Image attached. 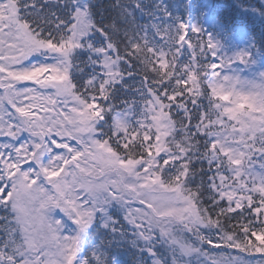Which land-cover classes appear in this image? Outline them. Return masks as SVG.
<instances>
[{"label": "snow or ice", "instance_id": "snow-or-ice-1", "mask_svg": "<svg viewBox=\"0 0 264 264\" xmlns=\"http://www.w3.org/2000/svg\"><path fill=\"white\" fill-rule=\"evenodd\" d=\"M203 32L168 0H0V264H264V72Z\"/></svg>", "mask_w": 264, "mask_h": 264}, {"label": "trees", "instance_id": "trees-1", "mask_svg": "<svg viewBox=\"0 0 264 264\" xmlns=\"http://www.w3.org/2000/svg\"><path fill=\"white\" fill-rule=\"evenodd\" d=\"M102 2L107 4L109 0H102ZM168 2L175 15L183 18L185 22L199 25L205 33L216 37L220 42L224 40L223 35L227 29L233 28L234 25L245 27L249 31V36L251 34L255 36L252 47L264 52V9H262L264 0H168ZM203 6L205 8L200 13H196L197 9ZM257 9H261L258 15L255 14ZM247 11L252 15L246 14ZM217 24L224 27L221 32L215 29L214 26H218ZM185 35L187 37L191 33L186 31ZM201 38L203 39L202 36ZM194 40L193 36L192 42ZM208 60L211 62L214 58H210L209 55ZM205 104H207L206 101ZM256 255L259 256V254ZM127 259L131 264V255Z\"/></svg>", "mask_w": 264, "mask_h": 264}, {"label": "rangeland", "instance_id": "rangeland-1", "mask_svg": "<svg viewBox=\"0 0 264 264\" xmlns=\"http://www.w3.org/2000/svg\"><path fill=\"white\" fill-rule=\"evenodd\" d=\"M205 8V6H203V7H200L199 9H197V12L196 13H200V11L202 10V9H204ZM246 14H248V15H252L249 11H247L246 12ZM255 14L256 15H258V11H256L255 12ZM218 26H214V27H216L215 29H217V30H219L220 32L223 30V28L224 27H222L221 25H219V24H217ZM240 27V26H239ZM263 30V29H262ZM243 31H248L245 27H244V30ZM249 32V31H248ZM250 34H251V32H250ZM207 33H203V34H201V36L203 37V39L205 40V41H207ZM245 35V34H244ZM214 38V40H216V41H218V43H219V52H220V54L222 55V56H227V57H233L235 54H237V53H239V52H244V51H246V52H249L250 51V49H251V47H252V45H253V42L255 41V36L253 35V34H251V36H247V38H246V40H245V43H243V44H241V45H239L237 48H235L234 49V51L233 52H230V53H227V52H225V49L222 47V43L216 38V37H213ZM194 39H195V36H194ZM195 41V40H194ZM210 55V54H209ZM210 58H215V59H218L219 60V58H217V57H212L211 55H210ZM249 64V63H248ZM248 64H244L245 66H247ZM264 68V67H263ZM263 68H261V70L260 71H250V73L248 74V75H241L240 73H239V71H240V68L238 67H236V68H234V70H233V72H235L236 74H238L239 76H241V77H243V78H245V79H252V78H255V77H257L258 75H259V73H261V72H264V69ZM263 69V70H262ZM239 70V71H238ZM207 102V101H206Z\"/></svg>", "mask_w": 264, "mask_h": 264}]
</instances>
